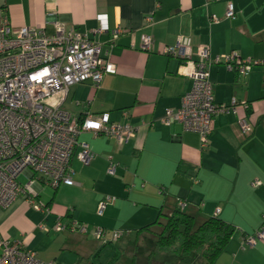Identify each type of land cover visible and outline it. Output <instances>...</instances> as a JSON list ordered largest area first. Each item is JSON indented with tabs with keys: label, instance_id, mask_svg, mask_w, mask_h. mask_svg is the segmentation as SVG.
I'll list each match as a JSON object with an SVG mask.
<instances>
[{
	"label": "crops",
	"instance_id": "crops-1",
	"mask_svg": "<svg viewBox=\"0 0 264 264\" xmlns=\"http://www.w3.org/2000/svg\"><path fill=\"white\" fill-rule=\"evenodd\" d=\"M228 2L234 5L233 17L226 16ZM2 3L14 28L32 26L54 34L59 23L100 42L103 55L116 64V73L106 74L98 87L91 81L71 86L63 108L77 118L87 112L106 113L110 121L130 122L136 131L123 144L113 137L81 133L79 140L89 144L94 157L85 165L73 156L72 185L54 189L42 175L22 173L23 191L10 206L0 208V236L23 241L46 263L119 264L117 252L109 249L119 242L102 245L93 236L94 228L139 230L177 209L183 199L188 202L186 210L205 217L219 208L218 217L236 228L215 264H264V242L243 246L246 234L264 227V66L254 67L246 76L224 63L210 66L215 101L230 104L235 97L247 107L240 103L236 113L217 114L207 146H202L197 132L161 121L166 109L181 106L182 96L192 86V79L179 70L180 60L164 54V47L183 35L191 38L194 58L200 46L208 45L211 58L235 50L245 58L263 59L264 0ZM100 14L106 15L108 31H99ZM213 14L220 20L212 22ZM116 28L123 31L109 48L111 30ZM145 34L154 39L150 51L141 48ZM240 118L251 124L250 134H242ZM109 157L117 164L114 175L108 173ZM28 184L31 188L25 189ZM105 196L117 199L98 215V202ZM32 197L45 208L37 210L29 203ZM58 219L85 222L89 232H57L53 226Z\"/></svg>",
	"mask_w": 264,
	"mask_h": 264
},
{
	"label": "built area",
	"instance_id": "built-area-1",
	"mask_svg": "<svg viewBox=\"0 0 264 264\" xmlns=\"http://www.w3.org/2000/svg\"><path fill=\"white\" fill-rule=\"evenodd\" d=\"M234 15V5L228 2L226 16ZM98 19L99 31H108L106 15L100 14ZM210 19L212 22L220 20L215 14ZM151 20L150 17L146 21ZM122 31L121 28L111 30L109 48ZM153 45L152 35H143L141 48L150 51ZM163 52L180 60L179 70L192 79V86L182 96L181 106L166 109L161 121L197 132L202 146H207L213 131L212 121L217 114L236 113L240 103L247 107L235 97L230 104L215 101L210 66L224 63L229 70L246 76L254 67L264 66V58H245L235 50L211 58L208 45L200 46L194 58L191 38L183 35L174 44L165 46ZM116 71V64L103 55L101 43L88 33L59 23L54 34L32 26L14 28L0 0V208L10 206L23 191L19 176L26 171L34 176L42 175L54 189L61 184H74L73 156L76 154L85 165L94 157L89 144L79 140L81 133L113 137L119 144L135 136L136 127L130 122H112L106 113L87 112L83 118H77L63 108L71 86L91 81L98 87L106 74ZM239 123L243 135L251 133L252 126L245 118H240ZM78 147L80 150L76 152ZM109 161L108 173L114 175L117 164L111 157ZM30 188V184L25 186V189ZM116 199L115 196L102 198L97 214L103 215ZM29 203L37 210L45 208V204L35 197L30 198ZM178 204L184 208L188 203L179 199ZM219 211L218 208L215 214ZM40 227L47 232L51 229L45 224ZM53 229L57 232H89L88 224L79 220L65 223L58 219ZM125 234L128 232L98 225L93 230V236L104 242L117 241ZM243 241L244 247L264 242V227L246 234ZM0 251V264H53L39 259L37 253L20 240L0 236Z\"/></svg>",
	"mask_w": 264,
	"mask_h": 264
},
{
	"label": "trees",
	"instance_id": "trees-1",
	"mask_svg": "<svg viewBox=\"0 0 264 264\" xmlns=\"http://www.w3.org/2000/svg\"><path fill=\"white\" fill-rule=\"evenodd\" d=\"M186 207L181 208L178 204L177 209L160 214L155 222L138 230L141 234L150 231L154 225L159 228L148 240L144 264H215L236 228L218 214L205 217L197 210H186ZM110 244L112 241L105 246Z\"/></svg>",
	"mask_w": 264,
	"mask_h": 264
},
{
	"label": "rangeland",
	"instance_id": "rangeland-1",
	"mask_svg": "<svg viewBox=\"0 0 264 264\" xmlns=\"http://www.w3.org/2000/svg\"><path fill=\"white\" fill-rule=\"evenodd\" d=\"M76 156V154L74 155ZM47 190L51 191L50 188L46 187ZM108 228V227H107ZM110 230H123L128 232L123 237L118 239L117 241H112V243H118L109 247L110 250H113L114 254L117 252V256L119 257V264H144L147 259V244L150 237H152L153 233L158 231V226L154 225L150 231H144L141 234L138 233L136 228H116L111 227L108 228ZM109 237V236H108ZM98 240V239H97ZM102 245L109 242H104L102 240H98Z\"/></svg>",
	"mask_w": 264,
	"mask_h": 264
}]
</instances>
